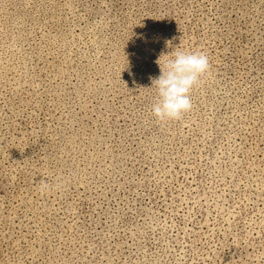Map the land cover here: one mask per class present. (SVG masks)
I'll use <instances>...</instances> for the list:
<instances>
[{"label": "rangeland", "instance_id": "rangeland-1", "mask_svg": "<svg viewBox=\"0 0 264 264\" xmlns=\"http://www.w3.org/2000/svg\"><path fill=\"white\" fill-rule=\"evenodd\" d=\"M0 264H264V0H0Z\"/></svg>", "mask_w": 264, "mask_h": 264}, {"label": "clouds", "instance_id": "clouds-1", "mask_svg": "<svg viewBox=\"0 0 264 264\" xmlns=\"http://www.w3.org/2000/svg\"><path fill=\"white\" fill-rule=\"evenodd\" d=\"M162 57H168L163 67L160 63ZM156 63L160 68V75L149 77L150 88L156 90L152 113L161 122L179 121L193 108L192 90L210 72L208 55L202 51L162 53ZM40 183L41 191L50 188L46 181L41 180Z\"/></svg>", "mask_w": 264, "mask_h": 264}]
</instances>
